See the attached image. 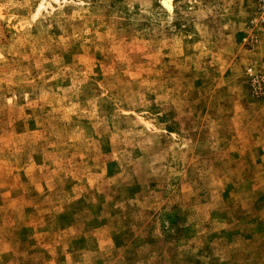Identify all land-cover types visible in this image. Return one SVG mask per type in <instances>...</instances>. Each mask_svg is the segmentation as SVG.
I'll return each instance as SVG.
<instances>
[{"label":"rangeland","instance_id":"obj_1","mask_svg":"<svg viewBox=\"0 0 264 264\" xmlns=\"http://www.w3.org/2000/svg\"><path fill=\"white\" fill-rule=\"evenodd\" d=\"M0 0V264H264V0Z\"/></svg>","mask_w":264,"mask_h":264},{"label":"bare ground","instance_id":"obj_2","mask_svg":"<svg viewBox=\"0 0 264 264\" xmlns=\"http://www.w3.org/2000/svg\"><path fill=\"white\" fill-rule=\"evenodd\" d=\"M162 5L164 9H166L168 12L172 11V2L171 0H161Z\"/></svg>","mask_w":264,"mask_h":264}]
</instances>
